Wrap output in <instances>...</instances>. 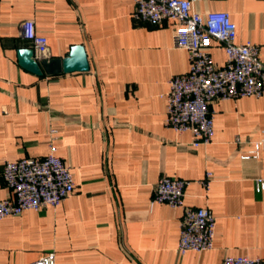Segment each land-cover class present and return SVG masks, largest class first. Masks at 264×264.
<instances>
[{
    "label": "crops",
    "instance_id": "obj_1",
    "mask_svg": "<svg viewBox=\"0 0 264 264\" xmlns=\"http://www.w3.org/2000/svg\"><path fill=\"white\" fill-rule=\"evenodd\" d=\"M201 14L226 11L236 43L253 42L264 63V0H198ZM134 0H0V200L11 196L3 163L42 157L52 140L74 192L57 206L0 218V264H27L49 251L55 264H222L227 256L264 261V154L242 158L264 139V95L213 100V134L193 147L189 131L165 125L168 82L187 72L174 23H136ZM33 20L47 56L82 44L89 69L36 75L22 68ZM222 66L225 53L209 49ZM54 129L52 135L50 130ZM210 173L205 188L201 180ZM188 180L183 203L215 217L212 248L177 250L182 209L151 203L161 176Z\"/></svg>",
    "mask_w": 264,
    "mask_h": 264
},
{
    "label": "built area",
    "instance_id": "obj_2",
    "mask_svg": "<svg viewBox=\"0 0 264 264\" xmlns=\"http://www.w3.org/2000/svg\"><path fill=\"white\" fill-rule=\"evenodd\" d=\"M198 0H134L132 19L136 23H174V44L188 52L187 72L172 75L165 93V125L176 133L191 132L197 147L208 144L213 134V100L235 99L243 96L264 95V63L259 58L257 44L236 43V25L226 11L201 14L194 9ZM22 38L30 42L33 57L47 56V40L37 34L33 20L19 25ZM217 42L225 53V63L216 65L210 55L212 42ZM53 135L54 129L50 130ZM264 154V139L242 158H258ZM210 173L201 180L206 188ZM1 178L11 196L0 200V218L17 216L26 210H41L57 206L75 188L69 167L56 154L51 140L49 152L42 157H23L3 163ZM188 180L161 176L154 189L151 203H163L182 209L177 250L204 252L212 248L215 217L205 207L184 206V190ZM264 189V180L257 179L255 191ZM27 264H55V253L46 252ZM222 264H264L259 257L227 256Z\"/></svg>",
    "mask_w": 264,
    "mask_h": 264
},
{
    "label": "water",
    "instance_id": "obj_3",
    "mask_svg": "<svg viewBox=\"0 0 264 264\" xmlns=\"http://www.w3.org/2000/svg\"><path fill=\"white\" fill-rule=\"evenodd\" d=\"M17 59L22 68L36 75H42L43 71L47 75H56L89 69L87 54L82 44L72 45L63 58L41 60L34 59L33 50L30 47H24L18 49Z\"/></svg>",
    "mask_w": 264,
    "mask_h": 264
}]
</instances>
